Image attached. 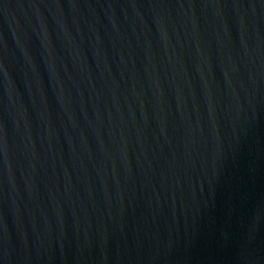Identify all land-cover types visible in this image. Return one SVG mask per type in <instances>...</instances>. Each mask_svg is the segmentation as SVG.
Here are the masks:
<instances>
[{"label": "water", "instance_id": "water-1", "mask_svg": "<svg viewBox=\"0 0 264 264\" xmlns=\"http://www.w3.org/2000/svg\"><path fill=\"white\" fill-rule=\"evenodd\" d=\"M0 264H264V0H0Z\"/></svg>", "mask_w": 264, "mask_h": 264}]
</instances>
